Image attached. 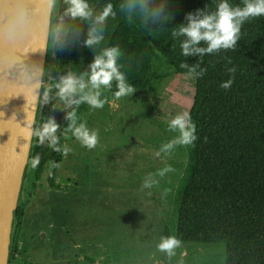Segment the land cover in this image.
<instances>
[{"label":"trees","instance_id":"trees-1","mask_svg":"<svg viewBox=\"0 0 264 264\" xmlns=\"http://www.w3.org/2000/svg\"><path fill=\"white\" fill-rule=\"evenodd\" d=\"M93 17L87 20L60 15L51 29L44 84L48 87L69 73L89 72V66L105 48L117 46L121 50L118 63L134 90H152L166 75L154 68L162 57L177 74L187 75L179 67L181 62L199 64L206 69L201 77H194L193 93L188 113L196 124L198 139L190 145L188 162L175 194L177 214L176 237L184 243L199 245L224 244L223 264H264V16L250 18L241 27L240 39L233 50L210 55L184 57L179 43L185 37L172 36V30L187 24L186 15L198 10L212 13L219 0H169L167 13L172 17L159 23H143L140 16L122 7L124 0H86ZM233 7H243V0H229ZM107 4H112L115 16L106 18L102 26L103 40L92 47L85 43L94 17ZM62 26V33L54 28ZM200 46H206L201 42ZM235 73H229V68ZM232 78L228 89L221 82ZM115 82L109 92L115 91ZM44 88L42 90L43 94ZM40 103L36 127L64 108L53 98ZM114 99V98H113ZM87 104L77 108V114L88 111ZM67 117V113H66ZM70 121L65 118L57 132L60 144ZM39 153L40 165L31 166V159ZM63 160L60 152L33 141L29 166L30 189L34 192L46 165L48 181L55 187V173ZM55 164V166H53ZM27 178V171L24 181ZM22 187L15 213L9 264H17V235L25 216L27 201ZM27 193V197L32 196ZM28 200V199H27ZM171 236L166 228L164 237ZM165 253L164 261H167ZM23 264H30L23 262Z\"/></svg>","mask_w":264,"mask_h":264},{"label":"rangeland","instance_id":"rangeland-1","mask_svg":"<svg viewBox=\"0 0 264 264\" xmlns=\"http://www.w3.org/2000/svg\"><path fill=\"white\" fill-rule=\"evenodd\" d=\"M154 68L166 78L152 90H134L119 100L104 91L103 108L77 115L97 131V146L87 149L66 131L70 151L59 165L56 189L46 167L29 200L32 172L27 170L17 264H223L224 244L181 242L167 261L156 247L166 228L176 236L175 194L190 145L156 153L176 135L168 122L188 112L195 79L177 74L162 57ZM166 166L173 171L155 174ZM144 179L156 183L143 189Z\"/></svg>","mask_w":264,"mask_h":264},{"label":"clouds","instance_id":"clouds-1","mask_svg":"<svg viewBox=\"0 0 264 264\" xmlns=\"http://www.w3.org/2000/svg\"><path fill=\"white\" fill-rule=\"evenodd\" d=\"M68 7L65 15L73 19L81 18L87 20L93 17L86 0H65ZM169 0H124L122 7L129 12L136 13L140 16L145 25L151 20L159 23L161 20H168L172 17L167 13ZM28 16V9L24 5H18L13 10L9 19V27L16 29L23 27ZM115 16L112 4H107L103 10L93 19V25L89 28L87 39L85 41L88 47L103 40V31L101 27L106 18ZM264 16V0H243V7H233L229 0H219L216 9L212 13L198 10L196 14H187V24L179 26L172 30V36H183L185 39L180 41V53L184 57L201 56L219 53L221 51L233 50L240 39L241 27L250 18ZM55 32L57 35L62 33V26L57 25ZM204 42L206 46H200ZM122 53L119 47L110 46L103 50L101 55H97L89 66L87 73L74 75L69 73L61 77L58 82L45 88L42 94L41 102L49 103L50 89L55 88L54 97L58 99V104L64 108H71L67 112V119L70 121L68 130L72 136L87 149H94L98 142V133L94 129H89L86 122L79 121L77 108L81 104H87L90 109L103 108L107 98L102 94L104 91L111 90L115 82L116 90L112 92L114 100L121 97L132 96L134 87L121 71V65L118 63ZM179 67L186 70V74L192 77H201L206 73V69L199 64L188 65L181 62ZM38 69H31L35 73ZM229 73H235V68L228 69ZM232 78L223 81L220 87L228 89L232 85ZM35 102V97L31 103ZM59 125L54 118H48L42 121L38 127L29 129V136L36 140L38 145H47L50 149L67 155L70 148L60 144V138L57 135ZM168 130L176 135L166 143L160 146L157 156L160 153L168 154L177 145H192L197 139L196 124L191 120L188 112H182L173 116L168 122ZM41 157L37 153L31 159V166L36 168L40 165ZM55 166V164H53ZM171 166H166L157 170L155 173L164 177L166 173L172 172ZM149 175H152L151 173ZM154 180L144 179L142 188H151ZM181 246V241L176 236L161 237L156 245L157 249L166 253L168 256L175 255V250Z\"/></svg>","mask_w":264,"mask_h":264},{"label":"water","instance_id":"water-1","mask_svg":"<svg viewBox=\"0 0 264 264\" xmlns=\"http://www.w3.org/2000/svg\"><path fill=\"white\" fill-rule=\"evenodd\" d=\"M25 25L9 27L16 6ZM54 0H0V264H9L15 213L29 166L52 29ZM38 71L31 73V69ZM35 97V102L31 103Z\"/></svg>","mask_w":264,"mask_h":264},{"label":"flooded vegetation","instance_id":"flooded-vegetation-1","mask_svg":"<svg viewBox=\"0 0 264 264\" xmlns=\"http://www.w3.org/2000/svg\"><path fill=\"white\" fill-rule=\"evenodd\" d=\"M66 7H68V4L65 2V1H62V0H54V8H53V18H52V29L54 27V25L56 24V22L59 20L58 18L60 17L61 14H63V12L65 11ZM48 87V83H45L43 85V88H47ZM87 112V111H86ZM39 113V112H38ZM66 113H67V110L64 109L61 111L60 114H57V115H54V119L56 121V123L61 126V124L64 122L65 118H66ZM84 113V112H83ZM82 114V113H81ZM77 115H80V114H77ZM58 117H62V121H58ZM68 129L65 130L64 134L62 135V139H63V145H64V136L66 134V131ZM60 131V127H59V130L58 132ZM63 159H64V155H63ZM63 162V160L58 164L57 166V169H56V173H55V177H56V174H57V171L59 169V165ZM46 167H48V164L46 165ZM45 167V168H46ZM49 168V167H48ZM49 177V175H48ZM55 177H54V180H55ZM55 182V181H54ZM49 183V181H48ZM55 187L58 186V183H55ZM38 187V186H37ZM55 187H51V188H55ZM56 189V188H55ZM33 193V192H32ZM33 196V194H32ZM32 196L30 198H28L29 200L32 198ZM28 206V204H27Z\"/></svg>","mask_w":264,"mask_h":264}]
</instances>
